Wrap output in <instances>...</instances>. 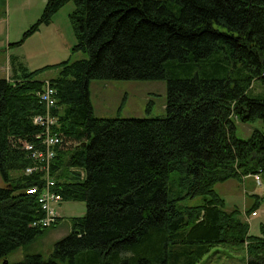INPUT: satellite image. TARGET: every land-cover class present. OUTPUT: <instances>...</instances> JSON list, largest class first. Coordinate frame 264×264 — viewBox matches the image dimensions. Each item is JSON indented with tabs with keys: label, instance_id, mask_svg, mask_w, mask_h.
<instances>
[{
	"label": "trees",
	"instance_id": "obj_1",
	"mask_svg": "<svg viewBox=\"0 0 264 264\" xmlns=\"http://www.w3.org/2000/svg\"><path fill=\"white\" fill-rule=\"evenodd\" d=\"M69 1L71 50L88 57L34 70L14 59L12 75L0 77V263L47 229L30 225L42 211L24 191L44 182L41 173L24 174L35 164L24 146L39 141L32 117L45 111L38 92L47 79L56 92L52 129L62 138L50 163L53 190L83 202L85 213L70 218L46 258L25 253L11 264H198L218 245L264 264V224L262 235H251L214 189L264 179V132L235 135L236 120L264 122V93L252 92L256 81L264 85V0H46L12 44L49 25ZM50 69L55 76L38 78ZM94 79H165L166 113L95 117ZM251 195L247 215L264 199Z\"/></svg>",
	"mask_w": 264,
	"mask_h": 264
},
{
	"label": "rangeland",
	"instance_id": "obj_2",
	"mask_svg": "<svg viewBox=\"0 0 264 264\" xmlns=\"http://www.w3.org/2000/svg\"><path fill=\"white\" fill-rule=\"evenodd\" d=\"M15 1L0 0V77H8L9 67L13 66L12 61L16 59L13 56L19 57L23 64L28 63L30 70L66 59L72 61L88 57L85 52L71 50L76 43L69 19V13L74 8L73 1L61 7L56 15H53L49 25H41L22 43L13 45L12 43L19 41L23 33L37 21L45 4L39 9L37 5L35 8L26 9L25 6L18 8ZM55 74L56 70L50 69L39 74L38 78L44 80ZM254 86L258 91L252 90L253 94L264 93V85L260 81H256ZM89 95L95 117H162L166 113L165 79H94L89 83ZM254 130L264 132L262 119L255 118L244 123L236 120L235 135L238 138L247 139ZM260 180L261 186L255 184L253 177H245L243 180L234 178L214 186L215 191L224 200V208L226 210L237 208L241 219L248 221L249 233L256 236L262 235L260 224H264V199L256 209L257 216L247 215L244 210L254 203V196L252 197L251 193L264 196V179L260 176ZM3 185L0 177V186ZM201 201V198L197 197L183 202L186 205H195ZM55 209L60 217L55 227H46L47 229L26 248L20 247L10 253L5 259L8 263L22 260L25 253L39 252L46 258L54 242L70 231V218L84 215L85 204L81 201H61L55 205ZM245 259V250L242 248L218 245L198 264H246Z\"/></svg>",
	"mask_w": 264,
	"mask_h": 264
},
{
	"label": "built area",
	"instance_id": "obj_3",
	"mask_svg": "<svg viewBox=\"0 0 264 264\" xmlns=\"http://www.w3.org/2000/svg\"><path fill=\"white\" fill-rule=\"evenodd\" d=\"M55 89L49 84L48 80H44V87L38 92L39 101L44 105V112L36 114L32 117V122L42 129L37 144L25 143V150L29 156L35 161L34 165L24 169V174L41 173L44 179L41 187H26L24 189L27 195H35L37 202L41 208L42 214L34 219L30 225L37 228H46L57 223L58 213L55 205L60 204L62 198L60 194L53 190L55 180L50 173V163L54 156L53 148L58 145L62 138L56 134L52 126L55 123V117L52 115V109L56 107ZM257 185H261L260 177L254 175ZM255 213H251V216Z\"/></svg>",
	"mask_w": 264,
	"mask_h": 264
},
{
	"label": "crops",
	"instance_id": "obj_4",
	"mask_svg": "<svg viewBox=\"0 0 264 264\" xmlns=\"http://www.w3.org/2000/svg\"><path fill=\"white\" fill-rule=\"evenodd\" d=\"M9 1V0H8ZM45 1L46 0H16L15 1V4H16V6L19 8V7H21V6H25L26 7V9H31V8H35L36 7V5L38 6V9H39V7H41L44 3H45ZM56 15V14H55ZM54 15V16H55ZM53 16V17H54ZM52 22V21H51ZM13 57H15V56H13ZM16 58V60H18L19 61V57H15ZM9 59H10V57H9ZM19 62H21V61H19ZM22 63V62H21ZM23 64V63H22ZM24 66H26L28 69H29V65H28V63H24L23 64ZM10 69H11V71H10ZM30 70V69H29ZM12 71L14 72V67L12 66V67H9V71H8V73H7V76L8 77H10L11 75H12ZM247 177H251V176H247ZM252 178V177H251ZM253 216H257V214H255V215H253Z\"/></svg>",
	"mask_w": 264,
	"mask_h": 264
},
{
	"label": "water",
	"instance_id": "obj_5",
	"mask_svg": "<svg viewBox=\"0 0 264 264\" xmlns=\"http://www.w3.org/2000/svg\"><path fill=\"white\" fill-rule=\"evenodd\" d=\"M4 262H6V261H4Z\"/></svg>",
	"mask_w": 264,
	"mask_h": 264
},
{
	"label": "clouds",
	"instance_id": "obj_6",
	"mask_svg": "<svg viewBox=\"0 0 264 264\" xmlns=\"http://www.w3.org/2000/svg\"><path fill=\"white\" fill-rule=\"evenodd\" d=\"M57 224V223H56Z\"/></svg>",
	"mask_w": 264,
	"mask_h": 264
}]
</instances>
